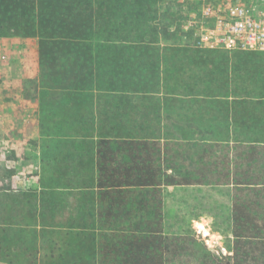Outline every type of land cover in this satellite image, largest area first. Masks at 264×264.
Returning <instances> with one entry per match:
<instances>
[{
  "label": "crops",
  "instance_id": "0c3cea01",
  "mask_svg": "<svg viewBox=\"0 0 264 264\" xmlns=\"http://www.w3.org/2000/svg\"><path fill=\"white\" fill-rule=\"evenodd\" d=\"M157 4L151 20L147 13L141 18L156 30L154 37L146 31L142 38L78 41L79 51L94 63L93 86L39 85L30 97L24 113L38 128L26 136L35 144L28 148L33 158L23 165L24 176L12 170L0 177V228L7 227L13 240L7 250H60L55 242L66 243L68 234L60 231L77 229V240L97 231L98 222L118 237L128 227L123 225L152 214L158 204L161 213L138 222L163 223L166 186H198L197 222L204 225L198 232L206 250L231 254L241 242L255 240L248 224L264 229V87H256L253 58L198 46L186 24L197 9L184 13L174 4ZM27 49L23 61L38 62L39 84V39ZM9 93L27 102L21 90ZM99 164L119 172L125 166L135 173L161 169L198 181L162 185L155 192L133 187L134 203L145 204L146 213L140 210L130 220L90 208L88 219L86 207L108 206L97 183ZM77 206L83 213L75 216ZM48 240L53 248H46Z\"/></svg>",
  "mask_w": 264,
  "mask_h": 264
},
{
  "label": "trees",
  "instance_id": "16d2710c",
  "mask_svg": "<svg viewBox=\"0 0 264 264\" xmlns=\"http://www.w3.org/2000/svg\"><path fill=\"white\" fill-rule=\"evenodd\" d=\"M150 7L149 0H0V38H39L40 86H93L94 63L79 51L78 41L142 38L146 31L137 29L141 23L130 26L128 23L132 17L141 20ZM123 8L125 11L118 14ZM155 32L153 30L152 37ZM98 168L97 183L102 189L100 196L108 200V206L101 208L99 214L105 217L124 214L131 220L140 210L146 213L148 208L145 204L135 205L133 187H151L155 192L162 185L198 181L197 176H177L162 172L161 169L153 173H135L130 166H125L121 172L117 167L110 169L105 164H99ZM124 185L128 187L127 190H123ZM152 211L154 215L161 213L160 204ZM248 225L254 229L255 240L241 242L240 250H231L232 253L228 255L203 250V258H187L185 250L177 247L171 250L172 244L176 246L174 241L177 242V238L167 235L160 221H148L144 226L142 222L135 221L129 222V227L117 234V240L111 243L108 250H98L97 234L93 231L80 239L69 240V243L74 242V248L65 250L58 262H44L36 255L38 250H35V253H30L32 260L29 263L172 264L180 261L181 264H264V229L254 221ZM17 239L26 242L19 237ZM12 242V238L8 237V228H0V259L10 256L7 249Z\"/></svg>",
  "mask_w": 264,
  "mask_h": 264
},
{
  "label": "rangeland",
  "instance_id": "374dc122",
  "mask_svg": "<svg viewBox=\"0 0 264 264\" xmlns=\"http://www.w3.org/2000/svg\"><path fill=\"white\" fill-rule=\"evenodd\" d=\"M151 7L148 9L147 20H151L154 16L152 12L155 11L158 1L161 7H168L174 4L179 9L186 13L187 8L193 9L199 8V0H190L189 2H180L179 0H149ZM217 6H221L224 9L231 10L238 0H210ZM150 11V13H149ZM153 16V17H152ZM131 19H135L132 17ZM144 20V21H143ZM141 19L142 26L138 27V30L152 32V27L148 25L146 19ZM138 20L135 19V22ZM136 24V23H135ZM130 26V25H129ZM38 37H9L0 38V177L6 173L14 171L13 174L24 176L23 165L27 164L29 160L33 158L28 148L34 147L32 140L26 136H33L37 127H34L31 119L25 118V111L29 110L27 105L30 101V97L34 95L35 89L39 86L36 75L38 70V62L31 59L30 61L23 58L26 57V52L23 51L24 47H27V53L31 46H34ZM29 51V52H28ZM235 54L240 56H249L253 58V62L249 63V66H254L253 74L255 75L256 87H264V52L260 51H235ZM21 90V92L27 98L25 102L18 95H13L8 92H15ZM21 93V94H22ZM23 104V105H22ZM22 105V106H21ZM25 105V107H24ZM5 117V118H2ZM25 170V169H24ZM89 177V176H88ZM164 199V206L162 208V215L164 218L163 228L164 232L169 234L171 238H177V242L174 241L176 246L171 245V250L176 247L179 250H185L184 254L187 258L202 257L204 244L202 243V235L199 234V228L203 229L204 225L199 224V192L197 185H183V186H166L162 192ZM78 207V206H77ZM85 217L90 219L89 213L92 209L98 212L100 207H86ZM92 208V209H90ZM75 216L78 213H83L82 206L78 207V210H74ZM153 214V211H152ZM151 213L138 215L136 220H148L152 217ZM82 216V215H80ZM84 217V216H83ZM100 219V218H99ZM145 221V222H144ZM146 224H142L144 226ZM94 226V225H92ZM102 223L95 224L98 230L95 231L98 238V250H108L111 248L109 242L116 240V234L112 231H106L101 228ZM128 226V224L123 225ZM129 227V226H128ZM60 231V230H59ZM66 232V233H65ZM32 235V232H29ZM61 234H67V243L63 241L55 242L60 250H38L36 255L40 257L44 262L51 263V261L58 262L59 256L68 250L73 248V245L69 247V240H75L77 233L80 231L70 230L67 228L65 231H60ZM105 234V236H104ZM109 234V238L107 237ZM31 237V236H30ZM116 237V238H115ZM110 239V240H109ZM51 241V240H50ZM49 240L46 241V248H53L52 243ZM44 244L45 242L42 241ZM74 244V242L72 243ZM215 252V250H212ZM6 253V252H5ZM10 256L0 259V264H30L32 256L30 253L33 251L22 252L21 250H8ZM191 255V257H190ZM203 258V257H202ZM13 260V263H11ZM100 264H109L107 262H101ZM172 264H181L180 261L173 262Z\"/></svg>",
  "mask_w": 264,
  "mask_h": 264
},
{
  "label": "built area",
  "instance_id": "2783aa9c",
  "mask_svg": "<svg viewBox=\"0 0 264 264\" xmlns=\"http://www.w3.org/2000/svg\"><path fill=\"white\" fill-rule=\"evenodd\" d=\"M199 5L197 13L186 23L198 46H218L230 52H264V0H238L231 10L210 0H199Z\"/></svg>",
  "mask_w": 264,
  "mask_h": 264
},
{
  "label": "bare ground",
  "instance_id": "6f19581e",
  "mask_svg": "<svg viewBox=\"0 0 264 264\" xmlns=\"http://www.w3.org/2000/svg\"><path fill=\"white\" fill-rule=\"evenodd\" d=\"M207 234V233H206Z\"/></svg>",
  "mask_w": 264,
  "mask_h": 264
}]
</instances>
